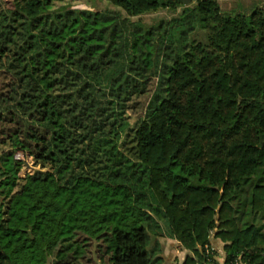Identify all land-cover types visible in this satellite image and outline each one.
I'll return each mask as SVG.
<instances>
[{"label":"trees","instance_id":"1","mask_svg":"<svg viewBox=\"0 0 264 264\" xmlns=\"http://www.w3.org/2000/svg\"><path fill=\"white\" fill-rule=\"evenodd\" d=\"M108 1L0 0V264H264V5Z\"/></svg>","mask_w":264,"mask_h":264},{"label":"rangeland","instance_id":"2","mask_svg":"<svg viewBox=\"0 0 264 264\" xmlns=\"http://www.w3.org/2000/svg\"><path fill=\"white\" fill-rule=\"evenodd\" d=\"M66 1L71 2L74 8H76L77 10L91 9V10L103 11L105 9H110V10L119 9L117 6H114L108 0H66ZM190 1L191 0H188L187 2ZM4 2L8 4L10 0H4ZM220 4L223 10L227 13L228 12L234 13L236 11L249 13L254 7L258 5H264V0H220ZM171 15L172 14L168 11H160L150 15H145L142 18L145 21H148L152 17H160V16L170 17ZM147 100H148V95L137 96L134 99L132 103V107L130 109L132 120L139 118L143 114L144 106L146 105ZM22 152L23 154H25L24 156L26 157L27 162H30L28 154L26 155L24 151ZM160 240L164 242L163 252L168 262H170L171 264H174V262H178V260H180V256H183L186 249L184 250L181 247V245L172 246L170 243L172 242V240L168 239V237L166 238L164 237Z\"/></svg>","mask_w":264,"mask_h":264},{"label":"crops","instance_id":"3","mask_svg":"<svg viewBox=\"0 0 264 264\" xmlns=\"http://www.w3.org/2000/svg\"><path fill=\"white\" fill-rule=\"evenodd\" d=\"M168 239L172 240V242H170L172 246L173 245L180 246V243L178 242V240H176V239L174 240L173 238H168ZM212 243H213L214 247L219 251V263L222 264L224 262L223 242L220 239L213 237L212 238ZM188 253L189 252L187 250H185L183 256H180V260H178V263L181 264L184 261L186 255ZM174 264H175V262H174Z\"/></svg>","mask_w":264,"mask_h":264},{"label":"built area","instance_id":"4","mask_svg":"<svg viewBox=\"0 0 264 264\" xmlns=\"http://www.w3.org/2000/svg\"><path fill=\"white\" fill-rule=\"evenodd\" d=\"M25 154H23V152L21 151V150H17L16 152H15V157L17 158V159H23V160H26V157L24 156ZM217 261L219 262V254H218V256H217ZM224 263V262H223ZM222 263V264H223ZM237 264H241L240 262H237Z\"/></svg>","mask_w":264,"mask_h":264},{"label":"water","instance_id":"5","mask_svg":"<svg viewBox=\"0 0 264 264\" xmlns=\"http://www.w3.org/2000/svg\"><path fill=\"white\" fill-rule=\"evenodd\" d=\"M186 2L188 1V0H185Z\"/></svg>","mask_w":264,"mask_h":264}]
</instances>
